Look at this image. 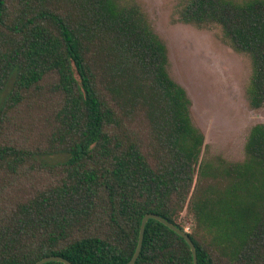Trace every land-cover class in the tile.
Segmentation results:
<instances>
[{
    "label": "trees",
    "instance_id": "16d2710c",
    "mask_svg": "<svg viewBox=\"0 0 264 264\" xmlns=\"http://www.w3.org/2000/svg\"><path fill=\"white\" fill-rule=\"evenodd\" d=\"M179 15L219 27L249 58L246 99L263 107L264 0H189ZM44 84L56 105L42 152L65 160L43 165L52 182L7 200L4 181L32 154L3 140L4 125ZM206 147L190 98L169 74L167 48L138 5L0 0V264L49 256L126 264L144 215L184 231L183 211L197 264H264V124L249 129L240 161L205 155ZM135 264H192V256L149 220Z\"/></svg>",
    "mask_w": 264,
    "mask_h": 264
},
{
    "label": "rangeland",
    "instance_id": "374dc122",
    "mask_svg": "<svg viewBox=\"0 0 264 264\" xmlns=\"http://www.w3.org/2000/svg\"><path fill=\"white\" fill-rule=\"evenodd\" d=\"M125 1L140 7L164 42L169 74L186 91L191 100L192 119L204 134L205 155L220 156L227 161L242 160L249 129L264 124V106L253 110L246 99L251 73L249 58L223 41L219 27L197 28L183 23L179 14L189 0ZM55 105L56 98L44 84L42 90L9 114L3 140L32 154V158L4 181L7 200L27 197L52 182L44 166L65 160L64 155L42 152L46 149ZM180 223L185 232L191 231V217L185 211L180 215Z\"/></svg>",
    "mask_w": 264,
    "mask_h": 264
},
{
    "label": "water",
    "instance_id": "95a60500",
    "mask_svg": "<svg viewBox=\"0 0 264 264\" xmlns=\"http://www.w3.org/2000/svg\"><path fill=\"white\" fill-rule=\"evenodd\" d=\"M149 220H154V221L161 223L162 225L167 227L169 230H171L172 232L177 234L179 237H181L190 249L191 256H192V264H197L196 250H195L194 244L192 243V241L190 240V238L186 234V232L180 230L179 228H177L176 226H174L173 224L168 222L166 219H164L158 215H155V214H146L141 219L136 248H135V251H134L131 259L126 264H135L139 254H140V251H141L145 225ZM49 262H59L62 264H71L69 261H67L61 257H56V256H49V257L43 258V259L35 262L34 264H46Z\"/></svg>",
    "mask_w": 264,
    "mask_h": 264
}]
</instances>
